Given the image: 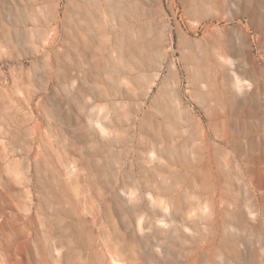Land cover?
Here are the masks:
<instances>
[{
    "label": "rangeland",
    "instance_id": "1",
    "mask_svg": "<svg viewBox=\"0 0 264 264\" xmlns=\"http://www.w3.org/2000/svg\"><path fill=\"white\" fill-rule=\"evenodd\" d=\"M0 264H264V0H0Z\"/></svg>",
    "mask_w": 264,
    "mask_h": 264
},
{
    "label": "bare ground",
    "instance_id": "2",
    "mask_svg": "<svg viewBox=\"0 0 264 264\" xmlns=\"http://www.w3.org/2000/svg\"><path fill=\"white\" fill-rule=\"evenodd\" d=\"M248 5V4H247ZM225 7V6H224ZM249 7V6H248ZM248 7H243L241 10L242 12H245V13H249V14H253L254 16V10L248 8ZM118 16H120L118 14ZM252 23H256V24H259L258 22V18L257 17H254V19H252ZM246 76L249 77L250 79L254 80V81H257L258 77L256 74H258V71L255 69V68H250L248 69V71L246 72ZM225 77L227 78V80H231L230 77L226 76ZM243 94H245V96H247L246 92H243ZM244 96V95H243ZM249 97H252L254 98L255 96L253 94L249 95ZM226 98L227 100L229 101V105H230V111L233 109L234 105L236 104V102L238 101L236 99V96L234 93H232L231 91L230 92H227L226 94ZM236 106V105H235ZM238 108H239V105H238ZM235 109V108H234ZM238 110V109H237ZM232 112V111H231ZM158 134V133H157ZM215 167V166H214ZM219 171V170H218Z\"/></svg>",
    "mask_w": 264,
    "mask_h": 264
}]
</instances>
